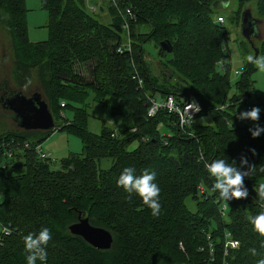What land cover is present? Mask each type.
I'll return each mask as SVG.
<instances>
[{
  "label": "trees",
  "instance_id": "16d2710c",
  "mask_svg": "<svg viewBox=\"0 0 264 264\" xmlns=\"http://www.w3.org/2000/svg\"><path fill=\"white\" fill-rule=\"evenodd\" d=\"M234 1L236 16L241 9L240 13L248 10L252 17L253 11L256 19L264 20V0ZM89 2L40 0L47 14L48 39L32 43L25 0H0V25L11 57V82L0 83L3 97L24 94V89L38 84L53 118L63 121L62 111L72 113L71 122L52 132H67L82 144L81 154L61 160L58 170L32 151L0 157V264H27L23 237L45 227L51 232L47 260L36 264H257L264 259V237L253 230L249 218L260 211L254 189L264 183V132L253 138L249 129L254 127L237 121L239 101L253 92L251 63L243 66L229 98L223 44L227 31L216 22L222 18L216 17L222 0H115V4L100 0L107 3V7L100 3L99 11L107 12L108 25L100 21L103 12L96 7L95 13L88 10ZM126 10L134 17L131 21L126 17L129 35L122 28ZM127 38L131 52L118 53ZM164 41L170 43L171 54L160 49ZM148 42L157 49L164 84L150 76L144 61ZM257 50L264 56V38ZM134 75L137 79H132ZM169 95L177 104L193 99L201 107L182 131L173 114L162 111L147 117L149 99ZM96 105L104 117L120 116L118 131L102 122L98 135L88 132L89 111ZM206 115L212 116L211 125L195 123ZM257 123L264 127V108ZM161 128L171 135H161ZM33 133L9 132L0 140L34 146L46 139H36ZM133 142L137 146L129 151ZM242 157L254 166L244 178L248 197L223 200L212 190L214 178L204 163L224 159L240 167ZM105 161L111 165L101 168ZM126 167L134 168L136 176L145 169L156 172L159 216L154 217L136 193L117 186ZM79 217L109 232L108 250H97L70 234L69 227ZM3 227L8 235L1 234ZM227 239L238 242V247L225 254Z\"/></svg>",
  "mask_w": 264,
  "mask_h": 264
},
{
  "label": "rangeland",
  "instance_id": "374dc122",
  "mask_svg": "<svg viewBox=\"0 0 264 264\" xmlns=\"http://www.w3.org/2000/svg\"><path fill=\"white\" fill-rule=\"evenodd\" d=\"M25 2L26 8L28 10L27 27L29 41L32 43L46 42L48 39V30L46 27L47 14L40 8V0H25ZM100 3L102 4V7H104L105 5L107 7L106 2L102 3L99 0H90L89 5L96 7L99 11ZM235 11L236 3L234 0H222V3L220 5V8L217 10L216 15V17L220 15L224 19L223 26L226 28L227 31V35L224 38V46L226 48L224 54L227 57L226 62L229 64L228 70L226 68V70L228 71V80L231 88L229 91V98L234 94L233 85L238 79V74L242 72L243 66L246 62H248L245 57H247L248 55L253 56L252 50L248 47V45L240 35L239 17L241 9L239 10V14H237V16L235 14ZM251 14V18L257 20L259 23L256 27L258 32V38L252 40L253 46L255 48H258L260 41L264 38V20L260 21L256 19L253 11L251 12ZM231 18L233 20H236V23L235 21L231 22ZM100 21L104 25H108L110 23V17L107 15L105 9L102 16L100 17ZM144 51V61L149 67L151 73L150 76L153 75L157 77L159 83L164 84L165 82L163 80L161 72L158 70L159 60L157 49L155 48L154 43L148 42L144 44ZM256 57H259V53ZM251 65L255 69L250 77L251 81L253 82V92L247 100L239 101V105L237 106L236 110L238 112L237 121L239 124L254 127L256 124H258L257 121L238 119L239 113L245 111L246 107H249L250 109L252 107H259L261 111L264 108V72H260L258 68L252 63ZM217 70L221 73H224V70H222L220 66L217 68ZM10 71L11 57L9 53L8 37L5 32V28L0 25V83L2 82V80H7L9 83L11 82ZM35 92H40L38 84H33L31 85V87H27L23 90V93L26 97H30ZM155 100L159 102L161 101V98L159 96H156ZM62 114L66 121H62L61 118H53L54 127L72 121L71 111L64 110L62 111ZM89 114L91 117L87 124V130L92 134L98 135L100 133V130L102 128V122L105 123L106 128L111 130L118 131V129L122 126V119L120 118V116L104 117L98 105H96L94 108L92 107L89 111ZM122 114L125 116L126 112L124 111ZM10 116L11 113L0 108V136L4 134H9V132L12 133L14 131H22L16 127L15 123L11 120ZM195 123L199 125L209 126L212 123V116L206 115L202 119H197ZM50 132L51 134H49ZM46 133H48L49 136H45ZM116 133L118 134V132ZM160 133L161 135H171V132L169 130L163 128L160 129ZM33 134L36 135V139H39V136L46 138L41 145L43 152L50 154V166L52 170L59 169V163L61 160L69 158L70 156H78L82 152V144L80 139L77 136L68 134L67 132L34 131ZM136 146L137 142H133L129 145L128 150L132 151L136 148ZM103 163L101 168H108L111 165L110 161H105ZM224 206L227 209L224 216L225 218H227L229 212V204L226 202L224 203ZM189 209L193 210L191 205H189Z\"/></svg>",
  "mask_w": 264,
  "mask_h": 264
},
{
  "label": "clouds",
  "instance_id": "9594fccd",
  "mask_svg": "<svg viewBox=\"0 0 264 264\" xmlns=\"http://www.w3.org/2000/svg\"><path fill=\"white\" fill-rule=\"evenodd\" d=\"M249 63H252L260 72H264V56L254 57L248 55L246 57ZM185 111L199 112V105L193 101L187 103ZM259 107H252L250 110H245L239 113L238 119L258 121L260 115ZM253 138L259 137L264 132V127L256 124L254 128L249 129ZM255 155V149H251ZM204 167L211 177L214 178L212 186L213 191H218L223 200L231 199H246L248 197V189L244 186V178L254 170V166L250 165L246 158H241L240 167L233 166L224 159L213 160L211 163L205 162ZM247 170H241L245 168ZM264 171V169H262ZM135 169L126 167L120 174L117 180V186L122 187L127 193H136L143 203L151 210L154 217L160 215L161 204L159 202L160 187L154 183L156 172L145 169L141 175L136 176ZM260 203V211L249 218V222L253 226V230L261 237H264V183H260L256 189ZM51 239V232L48 228H42L38 233H29L23 237L25 250L28 253L26 256L27 264H36L37 260L46 261L47 252L46 246ZM234 247H238V242ZM261 247H264V241H261ZM252 255H257L255 249L249 250ZM257 264H264V259L257 261Z\"/></svg>",
  "mask_w": 264,
  "mask_h": 264
},
{
  "label": "water",
  "instance_id": "95a60500",
  "mask_svg": "<svg viewBox=\"0 0 264 264\" xmlns=\"http://www.w3.org/2000/svg\"><path fill=\"white\" fill-rule=\"evenodd\" d=\"M258 21L250 16L248 10H243L239 17V31L243 40L252 50L253 56L258 54L257 48L253 46V39L258 38ZM159 47L166 54H171L172 47L169 42L164 41ZM0 107L11 113V120L19 130L24 132H49L55 129L53 117L48 109L46 101L41 94L35 92L30 97H26L21 92H10L2 99ZM69 232L73 236L82 238L87 244L97 250H108L112 244L109 232L104 229L92 227L87 219L78 218V221L69 227Z\"/></svg>",
  "mask_w": 264,
  "mask_h": 264
},
{
  "label": "built area",
  "instance_id": "2783aa9c",
  "mask_svg": "<svg viewBox=\"0 0 264 264\" xmlns=\"http://www.w3.org/2000/svg\"><path fill=\"white\" fill-rule=\"evenodd\" d=\"M85 1H86V4H88V2L90 0H85ZM109 1H111L115 4V0H109ZM88 10L91 13L96 12V8L94 6L93 7L88 6ZM126 17L129 21L134 19L130 10L125 11V17H124L125 21H124V24L122 26V28L126 32V34L129 35V26L127 24L128 22H127ZM216 22L223 25L224 19L223 18H216ZM224 42L225 41H223V44H224ZM123 51H127L128 53L131 52V43H130L129 38L124 39L123 44L120 46V48L117 49L118 53H122ZM135 78L137 79L136 75H134V77H132V79H135ZM138 84H139V86L141 85L140 80H138ZM193 101H195L199 105V103L193 99H189L188 101H186L182 104H177L175 102V99L173 98V96H170V95L161 99V101H159V102L156 101L155 99H149V105H148L146 114H147L148 118H154L159 112H162V111H165L168 114H173L177 118L176 126L182 131L186 127H188L191 124L192 120L196 116H198L201 112L200 105H199V107H200L199 112H191L190 111V114L192 115L193 118H191L189 113L185 111L186 104L192 103ZM60 106L64 107V104H61ZM246 110H250V108L246 107ZM24 150L34 152L36 154V156L41 161L50 160V154L43 152L41 144H36V145L32 146V145H30V143L24 142L21 145L20 143L14 141V139H10L8 141L0 140V157L5 158V156H7V158L9 159L12 157L13 153L18 154ZM223 209H224V207H223ZM8 233H9L8 229H6L4 227L1 228V234L2 235H8ZM226 238H228V236ZM236 244H237V242L227 239L225 244H224L225 254H226V251L228 249H235L236 247H234V245H236Z\"/></svg>",
  "mask_w": 264,
  "mask_h": 264
},
{
  "label": "flooded vegetation",
  "instance_id": "af4514ba",
  "mask_svg": "<svg viewBox=\"0 0 264 264\" xmlns=\"http://www.w3.org/2000/svg\"><path fill=\"white\" fill-rule=\"evenodd\" d=\"M4 95H3V92L2 91H0V102H2V99H4V97H3ZM1 108V107H0Z\"/></svg>",
  "mask_w": 264,
  "mask_h": 264
},
{
  "label": "crops",
  "instance_id": "0c3cea01",
  "mask_svg": "<svg viewBox=\"0 0 264 264\" xmlns=\"http://www.w3.org/2000/svg\"><path fill=\"white\" fill-rule=\"evenodd\" d=\"M100 11L103 12V9L101 8Z\"/></svg>",
  "mask_w": 264,
  "mask_h": 264
}]
</instances>
